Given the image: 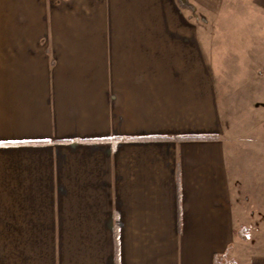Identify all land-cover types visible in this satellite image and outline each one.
Masks as SVG:
<instances>
[{
    "label": "crops",
    "instance_id": "0c3cea01",
    "mask_svg": "<svg viewBox=\"0 0 264 264\" xmlns=\"http://www.w3.org/2000/svg\"><path fill=\"white\" fill-rule=\"evenodd\" d=\"M188 1L0 0V264H264L220 95L251 42Z\"/></svg>",
    "mask_w": 264,
    "mask_h": 264
},
{
    "label": "rangeland",
    "instance_id": "374dc122",
    "mask_svg": "<svg viewBox=\"0 0 264 264\" xmlns=\"http://www.w3.org/2000/svg\"><path fill=\"white\" fill-rule=\"evenodd\" d=\"M221 4L227 16L216 20L220 34L217 26L212 27V18L206 15V38H248L252 50V58L238 60L223 53L222 61L229 66L235 62L242 72L240 76H226L229 80L221 83L220 89L230 166L236 170L237 197L242 202L239 207L244 208L247 178L257 193L251 198V207L264 208V0H222ZM213 28L217 30L214 35ZM229 28L231 30L226 31ZM241 41L239 39L236 45Z\"/></svg>",
    "mask_w": 264,
    "mask_h": 264
},
{
    "label": "trees",
    "instance_id": "16d2710c",
    "mask_svg": "<svg viewBox=\"0 0 264 264\" xmlns=\"http://www.w3.org/2000/svg\"><path fill=\"white\" fill-rule=\"evenodd\" d=\"M182 2L187 3V5H189L190 8L194 9V6L192 4H190L188 0H182Z\"/></svg>",
    "mask_w": 264,
    "mask_h": 264
}]
</instances>
